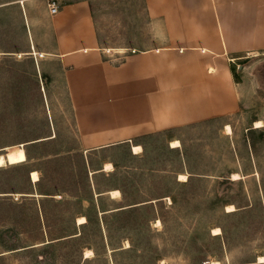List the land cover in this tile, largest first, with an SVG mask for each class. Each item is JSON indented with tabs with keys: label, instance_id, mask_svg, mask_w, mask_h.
Instances as JSON below:
<instances>
[{
	"label": "rangeland",
	"instance_id": "obj_1",
	"mask_svg": "<svg viewBox=\"0 0 264 264\" xmlns=\"http://www.w3.org/2000/svg\"><path fill=\"white\" fill-rule=\"evenodd\" d=\"M54 1L77 0H0V155L18 146L28 151L25 162L0 167V264H41L42 256L47 264H264V53H245L234 65L239 112L143 137L134 141L145 146L137 155L129 143L86 150L55 54ZM88 1L100 46L116 62L164 41L145 0ZM189 162L218 171L192 190L200 202L191 204L186 193L176 208L165 197L132 215L108 214L105 225L98 220L99 207L121 206L122 196L98 198L95 185H119L143 200L163 181L178 195L175 181L186 180ZM233 202L249 208L233 213ZM79 211L92 223L82 226ZM131 241L136 247L126 251ZM90 247L98 256H86Z\"/></svg>",
	"mask_w": 264,
	"mask_h": 264
},
{
	"label": "crops",
	"instance_id": "obj_2",
	"mask_svg": "<svg viewBox=\"0 0 264 264\" xmlns=\"http://www.w3.org/2000/svg\"><path fill=\"white\" fill-rule=\"evenodd\" d=\"M145 2L164 41L118 62L100 46L88 0L53 15L55 54L86 150L133 147L144 135L239 112L234 65L245 53H264V0Z\"/></svg>",
	"mask_w": 264,
	"mask_h": 264
},
{
	"label": "trees",
	"instance_id": "obj_3",
	"mask_svg": "<svg viewBox=\"0 0 264 264\" xmlns=\"http://www.w3.org/2000/svg\"><path fill=\"white\" fill-rule=\"evenodd\" d=\"M195 124H197V123H195ZM191 125H194V124H191ZM187 126H190V125H187ZM165 131H167V130H165ZM165 131H161V132H165ZM153 134H155V133L144 135L143 137L152 136ZM249 140H250V137H248V142H249ZM31 144H36V143H31ZM120 144H124V143H120ZM129 144L132 146V143H129ZM133 144L134 145H141L143 148H145V146L142 143H133ZM116 145H118V144L110 145L107 147L116 146ZM248 145H249V149L251 151L254 150V147H255L254 143L249 142ZM107 147H103V148H107ZM177 150H179V149H177ZM25 151L27 154L28 151L27 150H25ZM135 155H137V154H135ZM184 161L187 162L188 159L184 160ZM186 164L189 165L188 170H187L188 172H187V174L182 173V175H185V176L187 175L186 180L185 181H177V180L175 181V185H177L179 188H182V193L178 194V195H174L172 193V191H170L171 189L167 185H165L163 183V181L160 182L157 186L155 185V187H154L155 192L146 194L148 199L146 197H142V199L146 198L143 200H141V198H138L137 196H135L132 192L127 193V191L125 189H123L122 187H120L119 185L110 184V185H107L106 187H104L103 189H102V187H100V185L97 184V186L99 188L98 187L96 188V185H95L94 188H95L96 192H94V193L98 194V196H97L98 198L99 197L102 198L103 196H105V193L107 191H112V190H116V189L120 191L121 196H122L121 200L118 201L121 206H118V207L113 208V209H102L101 207H99L100 209L97 212L98 220L101 222V224L105 225L106 224L105 223L106 217L108 214H110L113 217H121L122 215H125V214L132 215L133 213L138 211L141 207L150 208L151 206H153V204H157V206L160 204H163L165 197H171L172 198L171 208H176L180 205V203L182 201H186L188 199V197H186V193L191 194V195H189V198H190L189 200H190L191 204L196 202V200H198L200 202V200L197 199L198 198L197 195L194 192H192V190L194 189V187H196L197 183L203 181V178H206V177H209L212 175H217L218 171L216 169H214V170L210 169V171H205L203 169H200L196 163L191 164L189 162ZM211 171H213V173L215 172V174H211L210 173ZM87 173L88 172H86V176L88 175ZM108 175L109 176L111 175L112 177H114L116 175V170L109 173ZM220 176L225 177V175H220ZM87 178H89V177H87ZM39 181H40V179H39ZM40 194L46 195V193H40ZM45 195L43 198L48 199L49 197H47ZM183 196H185V197H183ZM180 197H183V198L180 200ZM44 201L45 200H43V202ZM204 201H206V200H204ZM232 204H236V203L233 202ZM236 205H237V210H235L233 213H237V212L242 213V212H245L246 210H248V208H249L248 207L249 205H247V204H243V205L236 204ZM79 213L83 214L82 216L86 217V221L81 224L82 226H86V225H89L90 223H92V219H91L90 215L84 213V211H79ZM43 215H44L45 221L47 220V223H48V219H49L48 213L46 211H44ZM158 218L161 219L163 223L165 222V219H164V217H162V215H159ZM74 225H76L75 222H74ZM62 238L63 237H59V239H61V240L56 241V242L64 241L67 239H69V241H72V239L76 238V237H69L66 239H62ZM55 239H57V238H52L51 242L48 241V243H46V245L47 246H54L55 242H52V241ZM135 247H136V245L131 241V246L129 248H127L126 251H131L132 249H135ZM90 249L93 250L94 256H98V252L96 251V249H94L93 247H90ZM121 251H124V250L121 249ZM45 258L46 257L42 256V258L40 260L41 264H47L48 260ZM156 261L157 260L152 259L150 264H157ZM128 264H131V263L129 262Z\"/></svg>",
	"mask_w": 264,
	"mask_h": 264
},
{
	"label": "bare ground",
	"instance_id": "obj_4",
	"mask_svg": "<svg viewBox=\"0 0 264 264\" xmlns=\"http://www.w3.org/2000/svg\"><path fill=\"white\" fill-rule=\"evenodd\" d=\"M263 126V121L261 120H257L256 121V127H262ZM226 129L228 131V133L232 132V128L230 125L226 126ZM173 146H178L180 145V142L178 140H174V142L172 143ZM12 149V148H11ZM7 150V149H5ZM133 150L134 153L138 154L140 152H142V146L141 145H134L133 146ZM27 160V154L25 152V149L23 146H18L15 147V150H8L7 155H0V167H3L5 165H15V164H20L23 163ZM112 164L109 163L107 164V168H111ZM187 176V175H186ZM185 175H181L182 179H185L186 177ZM32 178L34 181H38L39 180V175L37 171H33L32 172ZM239 175L238 174H234V179H238ZM112 196H120V191L119 190H112L111 191ZM228 210H234V206L233 205H229L228 206ZM80 222H85L86 221V217L82 216L79 217ZM221 232V229L219 227L214 228V234H219ZM87 255L86 256H90L93 254V250L89 249L88 251H86ZM93 256V255H92ZM259 259H261L262 261L264 260V257L261 256ZM261 261V262H262ZM213 264H221L219 261H214Z\"/></svg>",
	"mask_w": 264,
	"mask_h": 264
},
{
	"label": "built area",
	"instance_id": "obj_5",
	"mask_svg": "<svg viewBox=\"0 0 264 264\" xmlns=\"http://www.w3.org/2000/svg\"><path fill=\"white\" fill-rule=\"evenodd\" d=\"M50 7V12L52 15L57 14V12L60 9V6L54 1L52 3L49 4ZM136 50H132V52H135Z\"/></svg>",
	"mask_w": 264,
	"mask_h": 264
}]
</instances>
